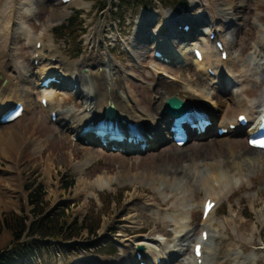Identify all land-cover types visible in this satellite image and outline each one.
I'll return each mask as SVG.
<instances>
[{
    "label": "rangeland",
    "instance_id": "obj_1",
    "mask_svg": "<svg viewBox=\"0 0 264 264\" xmlns=\"http://www.w3.org/2000/svg\"><path fill=\"white\" fill-rule=\"evenodd\" d=\"M21 1L16 0L17 3ZM94 1L73 0L69 4L71 7H59L54 4L55 0H34L38 12L34 15L19 16V21H23L34 35H39L43 43L50 42L53 45V53L44 49L39 65H33V45L20 33L19 28L10 52L12 53L11 58L1 53L2 45L0 44L1 87L8 85V81L12 77H19L24 69L29 70L30 79L33 81L31 88L27 90L30 94L28 112L13 124L0 129V132H11V135L15 137L14 142H16L8 154L4 155L0 150V216L4 212L12 210L25 217L29 223L34 217L30 212L32 206L28 203L29 194L40 186L39 197H41L46 213L57 214L63 211L69 217L68 220H77L79 223L86 217L85 223L95 228V233L92 235L87 231H82L80 235L75 236L74 239L80 242V246L75 245L77 249L67 247L66 243L59 245L57 242H50L48 246L50 253L53 250L59 251L61 261L51 260L52 255L48 254L46 262L43 264H85L79 257L80 249L85 251L91 249L90 253L86 251V260L88 261L86 264H127L126 258V261L121 263V260L123 261L121 255L125 250L124 244L132 246L136 239L142 235L153 234L157 239L159 233L170 241L171 234L162 232L164 224L160 219L149 217L145 212L141 214L137 208L132 207L142 203H149L159 209L160 216H162L166 213H180L179 204L182 202L185 205L190 228L189 240L197 241L203 227L199 224L200 203L204 195L202 188L194 181L189 168L192 163L210 161L214 152L211 149L198 152L197 145L210 144L214 146L220 158L227 161L228 166L225 169L228 171L234 168L232 154L229 153L228 148L237 151L239 153L237 156L250 155V152L246 151L244 130L233 137L225 136L229 142L227 144V141L216 137L214 128H211L209 132L211 134L207 133L202 137L192 138L183 148H177L171 139L161 136L162 140L156 146L142 153L124 152L119 146L115 147L116 150H106L95 143H82V141L76 143L66 132V128L71 123H68L67 110L70 108L81 109L83 98L79 91L80 88L72 91L68 86L70 84L49 88L54 99L52 108L58 114L57 121L51 122L47 111L39 105V99L43 94L40 89V72L42 69L46 70L53 66L49 64L52 55L55 56L52 57L54 59L59 60L61 57L65 61L67 72L73 68L81 70L85 84L91 78L89 70L103 68L105 65L102 63L105 61L117 64L121 71L123 69L128 72L132 71L136 77L126 79L128 86L134 91L140 106L149 112H153L154 91L158 87V75L154 74L155 67L159 74L179 75L185 73L187 75L181 82L176 80L173 83H187L194 86L199 82L197 77L201 73H198L194 67L190 71H186L185 67H181L176 61L171 65L161 63L151 53V48L155 47L157 41H146L144 38L142 39V36L135 37L134 33L140 17L144 19L143 15H147L150 23H146L144 26L158 29V33L166 38L171 33V28H167L163 20L167 12H172L178 16V20L174 21L175 27L177 23L181 26L189 24L191 29L188 33H183V37L191 36L202 26L200 24H203L200 21L194 24L196 18L204 11L200 5L201 0H184L166 9H163L154 0V4L147 9L134 5L118 8L119 10L108 7L102 12L93 7ZM259 1L233 0V18L238 20L236 21V31L233 32L231 38L232 45L227 50L231 58L240 55L243 48H245V54L241 57L248 58L253 52L256 35L251 22L254 20L264 27V0ZM113 2L118 5V0H113ZM84 3L89 7L81 8V4ZM204 4L213 19H221L217 12L221 1L204 0ZM8 6V0H0V11L7 9ZM72 10L83 11L80 19L88 25L89 34H94L93 45L84 44L87 36L82 37L81 40L79 31L76 37L62 31L53 33V28L64 23L72 14ZM51 11H58L57 15L64 16V18L56 20L52 17ZM153 13L158 15H153ZM55 20L58 22L50 25ZM217 24L218 22H216ZM47 25H49V29L43 31ZM216 27L219 28V26ZM177 31L182 34L181 30ZM119 36L131 49L137 52L140 66L135 63V60L124 48ZM102 37H108L109 41L103 42ZM114 37H117V41L113 42L112 38L114 39ZM201 39L206 40L205 37ZM168 41L172 42L173 39L168 38ZM187 42L189 43V41ZM176 46L178 47L179 43H176ZM210 47L215 51L213 44H210ZM189 57L191 58L190 52ZM212 58L219 62L217 56ZM53 64L58 66L59 63ZM183 70L184 72H182ZM109 81L114 85L111 93L115 94V90H118L121 84L119 73ZM206 83V81L201 82L205 88L207 87ZM263 88V84L249 87L243 95L252 103L261 97ZM207 91L212 92L208 89ZM223 91L221 87L214 90L226 100L227 93ZM227 103L223 113L229 119L232 117L234 105L231 101H227ZM158 126L160 133L166 130V124L163 121H159ZM84 147L96 149L98 156L84 171L78 173L74 170V166L83 160L86 153ZM260 156L264 158V154ZM235 160L237 159L235 158ZM147 172L153 175V181L145 178ZM98 174H104L111 179V190L91 192L94 190L81 189L78 184L79 178L92 180ZM172 179L181 185L179 189L175 188L176 193L179 194L175 201L177 207L164 202L159 192L145 185V183H154V187H156L158 183L166 184ZM247 179H249V185L243 184L225 194L218 203V208L213 216V228L216 231L210 232L207 229L208 234L213 235L215 245L214 254L207 256L210 264H244L240 261H233L235 252L238 250L242 255L248 253L264 255V252H261V248L264 249V221H258L257 213L260 209L264 219V163L249 169ZM176 186L173 184V189ZM133 215L142 219V222L137 226L138 229L131 230L122 227L124 221L120 219ZM173 227L174 225L168 223V229ZM143 239L145 242L147 241L145 237ZM11 240L9 232L3 230L0 235V249L9 247ZM160 243L158 247L153 244L151 246L164 250L163 242ZM145 251L146 249L140 253L143 254ZM181 252H184L181 256L168 257L166 264H184V258L191 255V248L186 246V249ZM131 259L133 264H136L133 257ZM143 259L142 262L146 261ZM254 264H264V259L258 260Z\"/></svg>",
    "mask_w": 264,
    "mask_h": 264
},
{
    "label": "bare ground",
    "instance_id": "obj_2",
    "mask_svg": "<svg viewBox=\"0 0 264 264\" xmlns=\"http://www.w3.org/2000/svg\"><path fill=\"white\" fill-rule=\"evenodd\" d=\"M72 1L73 0H71L68 4H70ZM219 1H221V6L219 5L217 12L219 13L221 19H213L209 9H207L204 4V0H201L200 5L204 11L202 15H199L196 18L194 24H196L197 21L203 23L200 24L203 27L198 26L200 28H198L197 31V33H200L202 37L205 35L202 29L208 30L207 33H210L213 30L215 33V41L221 40L224 47L228 50L232 45L231 38L233 36V32L236 31V21L238 19L233 18V0ZM256 1L260 2L259 0ZM8 3V8L0 11V44L2 45L1 53L9 56L8 58L12 57V53L10 52L12 51L15 35L19 29L20 33L32 43V55L38 53L39 56L42 57L44 49L53 50V45L50 42L46 44L42 43L40 49L37 50L35 48V44L37 41H42L41 37L39 35H34L31 29L25 25L23 21H19V16L21 15L29 16L38 12L34 0H22L20 3H17L16 0H8ZM81 7L87 8L88 5L84 3L81 4ZM57 14L58 11H51L52 17L56 18V20H61L64 18V16L60 17ZM56 20L54 23H50V25L56 24L58 22ZM177 20V15L173 14L172 12H167L163 22L167 27L172 28V24L175 25ZM148 21L149 17L147 19L140 17L138 25L142 26V24ZM216 22H218L217 25ZM19 25L20 27H18ZM251 25L256 35L251 56L248 58L241 57L245 54V48H243L240 55L231 58L230 53H228L227 59L225 61H221L219 59V62L212 58L216 56L219 58L218 53L210 47V44L213 43L209 44L208 42L203 41L202 39L199 40L198 38L193 40L185 39L183 35L179 34V32L175 30H173V32L171 31V33H169L166 38L164 36L158 37L156 46L161 50L162 55L173 59L174 62L176 61L181 67H185L184 70L186 71H190V69L194 67L196 71L201 72V74L197 77L199 81L198 84H195L194 86L188 85L187 83L176 84L168 78H162L161 74L157 72V68L155 67L154 74L158 75V87L154 91L155 106L153 112H149L140 106L137 96L128 86L126 79L129 77H136L132 71L128 72V70L124 69L121 71L118 69L117 64L105 61L102 63V65H105L103 68H97L92 71L89 70L91 73V78L88 79L87 83L85 84L81 74L82 71L78 68H73L67 72L65 69V61L60 57L59 60H57V63H59L58 67L62 69L66 75V78L71 81V84L79 83V91H81L83 98V105L81 109L75 110L74 108H70L67 110L68 123H71H69L70 125L66 128V132L71 137L77 136L76 143L83 140H87L90 143H99L98 139H95L92 133L89 134L88 132H83V130L88 125H94L103 119L105 108L108 105H113L116 110L115 121L117 126L121 130H125L124 125L121 124L122 120H125L126 123L134 124L140 131L141 136L144 138L145 144L147 145L145 150L149 147L153 148L158 142L162 140L161 136H164L166 139H170L171 137V135L167 132H158V122L163 121L166 124L167 119L162 114L163 102L165 99L176 95L180 99L187 101L190 106L195 108L197 111L208 116V118L213 121L215 134L218 128H226L229 124L236 125V118L241 114L247 115L249 119V125L245 129L236 128L233 131H229L226 136L233 137L239 134L242 130H244V132L249 131L252 133L249 127L260 114V107H262L264 98V88L262 90L261 97H258V99L254 100L252 103H250L244 97L243 93L249 87H257L261 84L264 85V27L254 20L251 22ZM216 26H219V28ZM48 29L49 25H47L43 31ZM137 30L138 28L135 30L136 37L140 35ZM168 38H172L173 41L169 42ZM187 41H189V43ZM174 43H179V46L177 47ZM196 45L201 46L204 51V56L201 62L195 61L192 57V48H194ZM124 48L130 53L131 57L135 60V63L140 66V60L136 55L137 52L132 50L127 44H124ZM189 52L191 54V58L189 57ZM51 57L55 56L53 55ZM58 67L56 64L49 69H42L40 72V78H45L49 75L50 69L52 70V68ZM208 68L214 70L215 75L213 77L206 73ZM184 70L182 72H184ZM118 73L120 75L121 84L119 85V89L115 90L116 93L112 94L111 92L114 89V85L110 83L109 80H111ZM167 75L172 76V78L175 77V79L179 80L180 82L184 80L185 76L187 77L185 73H180L179 75L167 73ZM202 81L207 82L206 88L201 84ZM32 84L33 81L30 79V73L28 69H24L19 77H12L8 81V85L1 87L0 84V114L5 112V110L10 108L16 102H21L24 105V111L22 115L23 117L30 108V94L27 90L31 88L30 86H32ZM218 87H221L224 90L223 92L227 93L226 100L221 94L214 92V90L218 89ZM207 89L211 90L212 92L210 93V91H207ZM42 93V97L47 99L45 110L50 117V113L54 111L52 108L54 105L52 92L49 89H43ZM227 101H231V103L234 105V110L231 115L232 117L229 119L226 118L225 114L223 113L224 108L228 105ZM8 125L0 126V129L5 128ZM209 132L210 130L207 129L205 134ZM202 136L204 135H200V137ZM14 138L15 137L14 135H11V132H0V150L4 155L8 154L9 151L16 145ZM220 138L223 141H227L225 136ZM187 144L188 142H186L183 147H185ZM227 144H229L228 141ZM108 145L119 146L121 147V151L124 149L126 152L142 149V142L138 144L136 143L135 146L130 145V148L126 146V143L118 145L116 143L110 142ZM84 149H86V153L83 157V160L74 166V170L78 173L84 171L88 165L98 156L96 149H91L90 147H84ZM196 149L198 152L207 149L214 151L212 153L213 157L210 161L192 163L189 171L192 177H194V181L203 190L204 198L200 203V211L202 210L205 199L210 198L214 201H217V206L210 211L208 218L204 221L201 220L199 224L203 226L201 231L209 229L210 232H215L216 230L213 228V216L216 209L218 208V203L220 202L221 198L225 194L232 192L234 189L240 187L243 184L249 185V179H247L248 170L264 163V158L260 156L264 154V151L253 150L249 147H246V151L248 153L250 152V155L237 156L239 154L237 151L232 148H228L229 153L232 154V165L234 167L231 171H228L225 169V167L228 166L227 161H224L220 158V155L217 153V149L214 146H211L210 144H198ZM235 158L237 160H235ZM152 177L153 175L150 172L145 173V178L149 181H153ZM78 184L81 186L82 190H94L91 192L107 191L111 190L112 188L111 179L104 174H98L92 180L87 178H79ZM173 184L177 185L174 187V189ZM145 185H148L159 192L164 202L172 205L173 207H177L175 201L177 200V195L179 194L176 193L177 191L175 188L179 189V187H181L180 183L177 184L175 180L172 179L171 181H167L166 184L158 183L156 187H154V183H145ZM169 190L170 192L167 193ZM132 207L137 208L141 214L145 212L149 217L160 219L164 224L162 232L170 233L171 238L169 241L168 238L160 233L157 234V239L154 238L153 234L145 236L142 235L136 239V242L132 244V246H127V244H124L125 250H123L121 255L123 258L121 263L126 261V258L127 264H133V260L131 259V257H133L134 262L138 264L135 259V253L138 247H142L143 249H146V251L142 254L144 258L143 260H148V264H155L158 257H160L162 260V263L160 264H166L168 257L183 255L184 252L181 251H184L187 246L191 248V255L184 258V264H194L192 258V247L193 244L198 241L189 240L190 236L188 234L190 233V228L187 221V214L185 212V205L182 202L179 204L180 213H166L162 216H160L159 209L153 207L149 203H142L138 206ZM257 213L258 221H264L263 214L260 209ZM120 220L125 222V224L123 222L122 227L131 230H137L138 224L142 222V219L137 215H133L129 218H122ZM168 223H171L174 225V227L168 229ZM144 237L147 240L146 242L143 239ZM184 237L186 238L182 241ZM197 240H199V237ZM160 242H163L164 250L151 246V244H153L158 247L159 244H161ZM48 246L49 245L41 247L39 250L31 248L22 252H17L9 248L7 250L9 259L5 264L39 263L40 252H48L53 257H60L59 251L53 250L52 253H50ZM214 246L213 235L208 234V238L203 244L201 257L202 264H210L208 260L209 258H207V256L214 254ZM263 259L264 255H255L253 253L242 255L241 251L238 250L235 252L233 261H240L244 264H254L256 261Z\"/></svg>",
    "mask_w": 264,
    "mask_h": 264
},
{
    "label": "trees",
    "instance_id": "obj_3",
    "mask_svg": "<svg viewBox=\"0 0 264 264\" xmlns=\"http://www.w3.org/2000/svg\"><path fill=\"white\" fill-rule=\"evenodd\" d=\"M156 1L161 7L168 8L184 0ZM153 2V0H118V5H116L113 0H95L93 7L98 11H103L108 7L110 9H121L122 7L127 8L134 5L147 9L154 4ZM79 14V12H74V15L68 17L64 23L53 28V33L62 31L65 34L76 37L81 25ZM40 190L41 187L39 186L34 189L35 192L32 191L29 194L28 203L32 206L30 212L34 216L29 223H27L28 220L25 217L18 215L12 210L4 212L0 216V235L3 230L9 232L12 237L10 245L13 247V250L20 252L24 247L37 245L42 240H71L75 236L80 235L82 231H87L91 235L95 233V228L85 223L86 217L79 223L77 220H68L69 217L63 211L57 214L46 213L41 197H39ZM8 259L5 249H0V264L7 263Z\"/></svg>",
    "mask_w": 264,
    "mask_h": 264
},
{
    "label": "water",
    "instance_id": "obj_4",
    "mask_svg": "<svg viewBox=\"0 0 264 264\" xmlns=\"http://www.w3.org/2000/svg\"><path fill=\"white\" fill-rule=\"evenodd\" d=\"M188 103L184 100H181L177 96H172L167 98L164 101L163 113L172 118H180L184 116L188 110ZM115 115V108L113 105H108L104 110V117L112 119ZM139 250H142V247H138Z\"/></svg>",
    "mask_w": 264,
    "mask_h": 264
},
{
    "label": "snow or ice",
    "instance_id": "obj_5",
    "mask_svg": "<svg viewBox=\"0 0 264 264\" xmlns=\"http://www.w3.org/2000/svg\"><path fill=\"white\" fill-rule=\"evenodd\" d=\"M261 146H264V144H262Z\"/></svg>",
    "mask_w": 264,
    "mask_h": 264
}]
</instances>
